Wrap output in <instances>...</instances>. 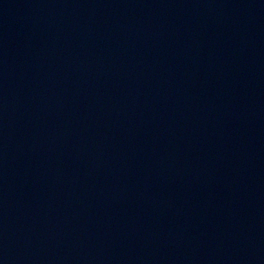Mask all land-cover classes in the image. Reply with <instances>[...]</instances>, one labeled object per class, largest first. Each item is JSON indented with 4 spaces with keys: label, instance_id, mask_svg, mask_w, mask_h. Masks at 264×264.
I'll list each match as a JSON object with an SVG mask.
<instances>
[{
    "label": "water",
    "instance_id": "95a60500",
    "mask_svg": "<svg viewBox=\"0 0 264 264\" xmlns=\"http://www.w3.org/2000/svg\"><path fill=\"white\" fill-rule=\"evenodd\" d=\"M0 264H264V0H0Z\"/></svg>",
    "mask_w": 264,
    "mask_h": 264
}]
</instances>
